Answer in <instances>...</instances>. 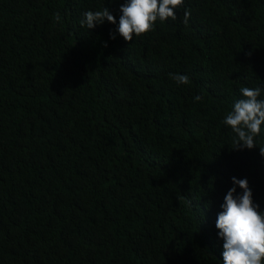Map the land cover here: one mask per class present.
<instances>
[{
  "label": "trees",
  "instance_id": "1",
  "mask_svg": "<svg viewBox=\"0 0 264 264\" xmlns=\"http://www.w3.org/2000/svg\"><path fill=\"white\" fill-rule=\"evenodd\" d=\"M124 2L0 0V264H223L232 177L264 211V125L249 150L223 123L264 89V0H183L131 42L81 25Z\"/></svg>",
  "mask_w": 264,
  "mask_h": 264
},
{
  "label": "clouds",
  "instance_id": "2",
  "mask_svg": "<svg viewBox=\"0 0 264 264\" xmlns=\"http://www.w3.org/2000/svg\"><path fill=\"white\" fill-rule=\"evenodd\" d=\"M183 5V0H125L120 5L117 24L107 7L98 11H85L81 25L93 29L97 24L108 21L117 25L116 33L131 42L134 36H142L153 30L157 19L161 22L177 19L176 10ZM191 13L185 11L183 23L187 24ZM57 22L60 15H55ZM177 84H188L189 77L182 74H169ZM242 98L237 100L223 123L235 134L238 149H253L258 144L256 137L262 133L264 125V98H260L264 89L260 87L240 89ZM195 99L198 101L199 96ZM260 145V144H259ZM260 155L264 156V146L260 145ZM233 187L224 197L223 209L218 213L216 228L223 240V264H264V211L253 200V192L248 180L232 177ZM237 186L242 192L237 194Z\"/></svg>",
  "mask_w": 264,
  "mask_h": 264
}]
</instances>
